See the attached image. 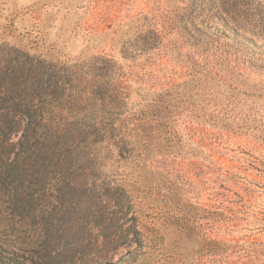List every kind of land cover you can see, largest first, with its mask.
I'll list each match as a JSON object with an SVG mask.
<instances>
[{"label":"rangeland","instance_id":"374dc122","mask_svg":"<svg viewBox=\"0 0 264 264\" xmlns=\"http://www.w3.org/2000/svg\"><path fill=\"white\" fill-rule=\"evenodd\" d=\"M0 44L18 78L0 113L24 111L29 68L53 63L66 118L98 129L70 156L52 145L30 189L52 233L78 224L57 264H264V0H0ZM6 132L15 242L40 219L5 173L23 131Z\"/></svg>","mask_w":264,"mask_h":264},{"label":"trees","instance_id":"16d2710c","mask_svg":"<svg viewBox=\"0 0 264 264\" xmlns=\"http://www.w3.org/2000/svg\"><path fill=\"white\" fill-rule=\"evenodd\" d=\"M57 66L53 63L47 64L49 70L47 75L38 73L34 65L29 68V77L26 80L28 101L22 105L19 97L16 99L17 104L15 103V106L21 105L25 110L21 113H0V136L4 131H7L6 135L23 131L17 142H9V139L5 141L6 149L16 151L15 158L8 163L5 173L13 180L15 193L24 192L31 195V217L40 219L35 220L33 224H27L26 229L21 231L25 232L24 238L19 237L15 242L8 239L9 234L7 235L5 231H0V264H57L69 256L74 257L80 246L79 238H75V234L79 232L78 224L75 225L72 221L66 222L59 228L56 224L57 231L52 233V228L46 227L41 222L44 215L38 209L36 202L40 201L41 195L33 196L30 193V189L35 184L39 189L41 188V179L45 174L43 163L52 145H63L67 156H70L75 153L72 149L76 147L77 140L86 144L96 143L98 140L96 127L77 128L78 122L73 126L74 123L66 118L63 104L65 94L60 85L63 76L60 75ZM15 79L18 78L7 74L4 67L0 66V87L4 85L3 88L7 90L12 88ZM73 101L68 99L69 103ZM4 152L6 154V151ZM3 156L6 155L0 149V161L3 160ZM65 187L68 188L67 185ZM60 205L65 207L66 204L60 203ZM66 212L63 220L73 218L70 211H68L70 215ZM62 242L65 243V247L61 248ZM82 252L84 253V250Z\"/></svg>","mask_w":264,"mask_h":264}]
</instances>
